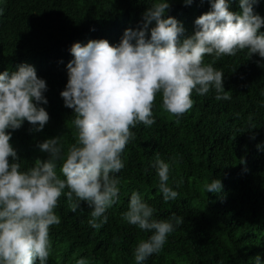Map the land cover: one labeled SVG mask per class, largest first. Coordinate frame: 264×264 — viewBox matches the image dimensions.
Masks as SVG:
<instances>
[{"label":"trees","instance_id":"16d2710c","mask_svg":"<svg viewBox=\"0 0 264 264\" xmlns=\"http://www.w3.org/2000/svg\"><path fill=\"white\" fill-rule=\"evenodd\" d=\"M154 2L0 0V74L27 63L47 83L48 103L39 105L50 117L43 130L35 131L27 121L20 129L9 130L21 171L34 166L36 159H48L38 147L45 140L62 137L65 152L76 142L74 110L65 107L60 95L68 82L67 65L74 59L73 44L103 38L118 46L126 29L142 27L143 14ZM169 3L165 18L174 17L183 24L186 37L193 35L196 25L188 24L207 13L205 0ZM233 3L239 5V0H229V8ZM260 4L264 0L253 6L254 13L264 18ZM204 60L224 73L231 100L218 101L214 89L204 96L194 91L193 107L178 118L163 110L162 94H157L155 123L133 128L135 139L122 153L119 198L106 212L108 222L92 228L87 203L73 213L62 195L55 209L61 222L50 227L46 264H76L81 258L87 264H136V246L152 233L122 219L133 192L154 208V219L167 220L173 213L182 219L162 250L142 264H255L257 255L264 264V58L250 57L245 49L218 60L206 55ZM157 155L170 164L168 183L179 193L168 202L159 192L152 166ZM60 167L58 161V175ZM213 179L221 181L220 192H202L203 184Z\"/></svg>","mask_w":264,"mask_h":264},{"label":"clouds","instance_id":"9594fccd","mask_svg":"<svg viewBox=\"0 0 264 264\" xmlns=\"http://www.w3.org/2000/svg\"><path fill=\"white\" fill-rule=\"evenodd\" d=\"M258 2L239 0V5L229 8V0H205L207 13L188 24L196 29L186 37L183 24L174 17L165 18L169 0H157L143 14L142 27L126 29L118 46L103 38L86 45L74 43L68 82L60 95L65 107L74 110L76 142L65 152L62 137L45 140L38 147L48 159H36L26 171H21L9 130L20 129L24 121L35 131L43 130L50 117L39 105L48 103L47 83L27 63L0 74V264H46L51 253L50 227L61 222L55 209L62 195L73 213L87 203L92 228L108 222L106 212L119 198L117 174L125 166L122 153L135 139L133 128L155 123L157 94H162L163 110L178 118L193 107L194 91L204 96L214 89L218 101L231 100V91L224 88V73L204 58L218 60L245 49L250 57L264 58V33L260 32L264 18L253 7ZM184 3L191 5L193 0ZM153 22L155 26L150 27ZM58 161L64 178L56 171ZM152 166L164 201L176 199L179 193L168 183L170 164L157 155ZM221 188V181L213 179L201 191L218 193ZM154 211L133 192L128 210L122 213L125 222L152 233L136 246V264L159 253L168 235L182 223L175 213L167 220H156ZM76 264L87 261L81 258ZM255 264H261L259 255Z\"/></svg>","mask_w":264,"mask_h":264}]
</instances>
